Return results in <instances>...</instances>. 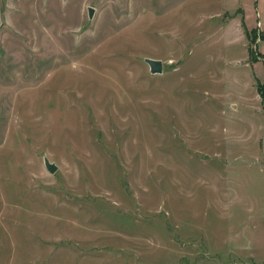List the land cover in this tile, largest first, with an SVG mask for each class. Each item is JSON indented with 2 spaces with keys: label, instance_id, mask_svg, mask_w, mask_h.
I'll use <instances>...</instances> for the list:
<instances>
[{
  "label": "rangeland",
  "instance_id": "374dc122",
  "mask_svg": "<svg viewBox=\"0 0 264 264\" xmlns=\"http://www.w3.org/2000/svg\"><path fill=\"white\" fill-rule=\"evenodd\" d=\"M263 24L264 0H0V264H264Z\"/></svg>",
  "mask_w": 264,
  "mask_h": 264
},
{
  "label": "water",
  "instance_id": "95a60500",
  "mask_svg": "<svg viewBox=\"0 0 264 264\" xmlns=\"http://www.w3.org/2000/svg\"><path fill=\"white\" fill-rule=\"evenodd\" d=\"M89 14H93V7H89ZM146 61L149 63L151 71L153 73L162 72L163 71V60L160 58H154V57H146ZM45 164L46 167L50 171H55L57 168V164L54 161H51L49 157H45Z\"/></svg>",
  "mask_w": 264,
  "mask_h": 264
},
{
  "label": "trees",
  "instance_id": "16d2710c",
  "mask_svg": "<svg viewBox=\"0 0 264 264\" xmlns=\"http://www.w3.org/2000/svg\"><path fill=\"white\" fill-rule=\"evenodd\" d=\"M254 30H256V29L254 28ZM254 30H252V31H254ZM260 35L262 37H264V31H262ZM259 88H260L261 93L263 94L264 93V82L259 84Z\"/></svg>",
  "mask_w": 264,
  "mask_h": 264
},
{
  "label": "crops",
  "instance_id": "0c3cea01",
  "mask_svg": "<svg viewBox=\"0 0 264 264\" xmlns=\"http://www.w3.org/2000/svg\"><path fill=\"white\" fill-rule=\"evenodd\" d=\"M253 26H254V25H253ZM253 26H252V27H253ZM248 27H249V26H248ZM263 27H264V24H263Z\"/></svg>",
  "mask_w": 264,
  "mask_h": 264
}]
</instances>
